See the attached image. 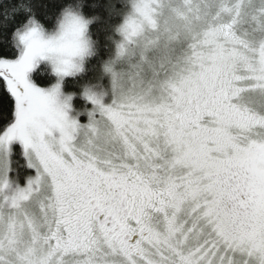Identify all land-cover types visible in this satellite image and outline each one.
<instances>
[{
    "label": "snow or ice",
    "instance_id": "1",
    "mask_svg": "<svg viewBox=\"0 0 264 264\" xmlns=\"http://www.w3.org/2000/svg\"><path fill=\"white\" fill-rule=\"evenodd\" d=\"M0 264H264V0H0Z\"/></svg>",
    "mask_w": 264,
    "mask_h": 264
},
{
    "label": "trees",
    "instance_id": "2",
    "mask_svg": "<svg viewBox=\"0 0 264 264\" xmlns=\"http://www.w3.org/2000/svg\"><path fill=\"white\" fill-rule=\"evenodd\" d=\"M44 67H45V65H41V68H44ZM49 73H50V70L49 69H48V73L45 72V71H43V70H41V72L39 73V75L41 76V78H47L50 75ZM51 79H55V77L52 76ZM68 90H73L71 85H69ZM74 103H75V105H76L77 108H80V107L83 106V103L84 102L81 99L77 98L74 101ZM81 119H85V117H81Z\"/></svg>",
    "mask_w": 264,
    "mask_h": 264
},
{
    "label": "rangeland",
    "instance_id": "3",
    "mask_svg": "<svg viewBox=\"0 0 264 264\" xmlns=\"http://www.w3.org/2000/svg\"><path fill=\"white\" fill-rule=\"evenodd\" d=\"M50 72H51V69L49 68Z\"/></svg>",
    "mask_w": 264,
    "mask_h": 264
}]
</instances>
